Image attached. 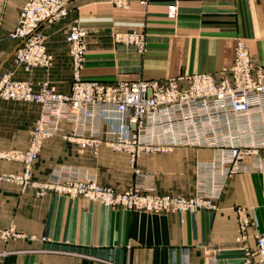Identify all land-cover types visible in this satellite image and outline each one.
Listing matches in <instances>:
<instances>
[{"label": "crops", "instance_id": "obj_1", "mask_svg": "<svg viewBox=\"0 0 264 264\" xmlns=\"http://www.w3.org/2000/svg\"><path fill=\"white\" fill-rule=\"evenodd\" d=\"M28 1L0 0V77L12 73L35 89L48 81L59 91L70 90L66 37L74 23L87 30L86 79L163 81L194 73L219 79L232 64L239 39L254 63L264 67V0H129L123 9L111 0H69L66 18L41 25L51 65L26 72L14 60L19 40L10 34ZM171 6H177L174 18L168 15ZM132 31L145 34L143 51L117 37ZM39 114L37 103L0 98V150L26 149ZM61 126L60 133L45 140L33 165V182L53 179L69 166L79 177H96L124 191L134 182L136 167L159 194L195 196L220 187L217 208L132 211L81 196H38L34 186L1 177L22 172L20 161L0 160V231L18 234H0V264H204L208 259L242 264L248 253L257 258L258 237L264 233L262 157H247L252 169L214 182L209 168L218 159L214 148L177 146L144 153L133 165L127 152L105 143L96 151L67 140L64 135L75 124L65 120ZM240 209L247 220L243 232Z\"/></svg>", "mask_w": 264, "mask_h": 264}, {"label": "built area", "instance_id": "obj_2", "mask_svg": "<svg viewBox=\"0 0 264 264\" xmlns=\"http://www.w3.org/2000/svg\"><path fill=\"white\" fill-rule=\"evenodd\" d=\"M69 0H29L22 8L18 25L11 37L19 40L15 62L26 72L48 68L52 56L41 31L43 23L64 19ZM129 0H111L120 9ZM177 6L168 15L176 16ZM120 41L145 49V34L132 31L117 36ZM72 57V80L68 92L43 81L38 89L27 80L14 79L12 73L0 77V98L33 102L40 114L26 149L0 150V160L20 161L23 171L2 178L32 185L36 194L49 192L71 198L84 197L107 206L132 211L170 212L216 209L215 199L221 188L195 196L159 194L147 183L148 175L134 167V182L124 191L99 183L96 177H79L66 166L57 177L33 182L32 169L46 139L60 133L62 121L75 124L73 132L64 135L82 148L96 151L102 143L114 151L129 154L134 165L144 153L167 152L177 146L211 147L218 159L209 168L214 182L225 181L236 173L248 171L249 156L264 159V67L254 63L244 40L237 41L232 64L221 72L173 76L166 80H132L103 82L86 79L83 68L87 51V30L79 23L67 34ZM88 132L89 136L85 133ZM105 134L107 137L103 138ZM240 209V228L247 220ZM4 237L18 236L14 230L0 231ZM257 258L248 253L242 264H264V233L258 237ZM204 264H216L208 259Z\"/></svg>", "mask_w": 264, "mask_h": 264}, {"label": "rangeland", "instance_id": "obj_3", "mask_svg": "<svg viewBox=\"0 0 264 264\" xmlns=\"http://www.w3.org/2000/svg\"><path fill=\"white\" fill-rule=\"evenodd\" d=\"M122 42L126 43L125 41H122ZM128 44H129V43H128Z\"/></svg>", "mask_w": 264, "mask_h": 264}, {"label": "water", "instance_id": "obj_4", "mask_svg": "<svg viewBox=\"0 0 264 264\" xmlns=\"http://www.w3.org/2000/svg\"><path fill=\"white\" fill-rule=\"evenodd\" d=\"M17 49V48H16ZM16 51V50H15Z\"/></svg>", "mask_w": 264, "mask_h": 264}]
</instances>
